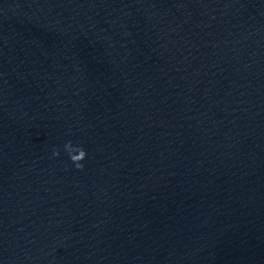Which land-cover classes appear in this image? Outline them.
Wrapping results in <instances>:
<instances>
[{"label": "water", "instance_id": "water-1", "mask_svg": "<svg viewBox=\"0 0 264 264\" xmlns=\"http://www.w3.org/2000/svg\"><path fill=\"white\" fill-rule=\"evenodd\" d=\"M0 264H264V0H0Z\"/></svg>", "mask_w": 264, "mask_h": 264}, {"label": "clouds", "instance_id": "clouds-1", "mask_svg": "<svg viewBox=\"0 0 264 264\" xmlns=\"http://www.w3.org/2000/svg\"><path fill=\"white\" fill-rule=\"evenodd\" d=\"M64 151L77 170H82L84 168L82 161L85 160L87 152L83 146L79 144L74 145L73 142L69 140L64 144ZM52 152L53 157H58L60 155V150L57 148H53Z\"/></svg>", "mask_w": 264, "mask_h": 264}]
</instances>
